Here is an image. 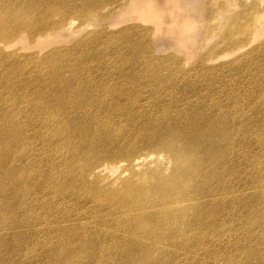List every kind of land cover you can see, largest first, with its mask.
I'll use <instances>...</instances> for the list:
<instances>
[{
	"label": "bare ground",
	"instance_id": "bare-ground-1",
	"mask_svg": "<svg viewBox=\"0 0 264 264\" xmlns=\"http://www.w3.org/2000/svg\"><path fill=\"white\" fill-rule=\"evenodd\" d=\"M94 1L95 7L105 2ZM126 1L129 13H140L153 2ZM72 10L87 14V6L73 0H0V66L7 71L0 78V264H142L139 258L146 251L156 258L146 264H264V45L224 72L244 75L197 74L192 81L175 75L181 72L176 56H140L149 55L141 44L151 33L138 26L105 36L122 41L112 51L90 47L94 57L84 62L64 55L100 34L34 58L30 71L6 53L16 39L54 37ZM217 13L216 28L223 33L228 15ZM250 21L256 25L254 37H261L264 13L252 14ZM200 64L197 72L212 70ZM162 69L170 75L156 82L169 87L170 94L135 86L158 77ZM10 97L16 102L5 106ZM193 98L203 103H190ZM42 127L59 143L56 151L70 154L62 163L51 162L52 185L41 170L29 175L35 165L31 138ZM180 140L189 156L184 173L172 181L173 200L143 199L144 192H159L161 186L123 183L111 193L99 188L97 180L120 160L131 171L141 159L136 155L140 149L158 151L167 145L177 156L181 149L173 144ZM51 197L95 203L94 213L108 216L109 224L102 231V226L80 224L70 210L55 212ZM45 221L52 226L45 227ZM37 233L40 251L26 255V246L18 242ZM19 251L24 255L18 258ZM192 253L197 255L190 259Z\"/></svg>",
	"mask_w": 264,
	"mask_h": 264
},
{
	"label": "rangeland",
	"instance_id": "rangeland-1",
	"mask_svg": "<svg viewBox=\"0 0 264 264\" xmlns=\"http://www.w3.org/2000/svg\"><path fill=\"white\" fill-rule=\"evenodd\" d=\"M69 1L72 0H67V3ZM94 2V0H73L77 6H87L85 17L77 10L69 11L66 26L55 31L54 37L49 38L50 36L44 35L36 40L28 37L25 40L16 39L10 42L9 46L7 45L6 53L16 56L21 68L30 71L36 66L34 58H41L54 48L70 49L81 38V41L85 42L90 37L100 34L96 41L81 46L77 51H72L70 55H64L67 60L84 62L94 57L90 52V47L107 46V49L112 51L117 48V42L122 41V39L114 40L116 38L108 41L105 36L118 33L129 26H138L147 28L151 33L148 41L141 44V47H145L149 55L142 53L140 56H143L142 58H161L170 54L176 56V59L180 61L181 72L175 75H184L189 81H192L197 74L200 76L211 75L210 78H218L220 75H244L238 72L230 74L224 72L228 71L226 68L228 65L233 69L234 60L245 56L250 49L264 45V33L261 37L255 38L252 30L256 25L251 26L252 22L250 21L252 14L264 13V0H153V2L142 6L140 13H129L130 9H127L129 3L126 0H105L103 5L98 7L93 5ZM149 8L152 10L149 11ZM217 10H222L228 15L229 26L223 33L216 28ZM54 18L58 19V16L55 15ZM243 43L245 44L243 45ZM138 48L140 49V46ZM198 62L201 63L202 68H211L212 70L197 72L195 68ZM222 66H224L223 74H221ZM6 73L7 71L0 66V78L5 77ZM157 73L159 76L154 79H151L153 76H148L143 86L135 84L132 86L163 92L164 95L170 94L169 87H162L156 82L157 78L168 76L170 72L162 69ZM16 93L21 95V98L26 95V92ZM15 102L10 97L6 100L5 106H11ZM198 102L202 101L195 98L190 101L192 104ZM27 103L36 104L37 102L29 100ZM49 132L48 127H42L41 132L36 131V136L31 138L32 155L30 157L35 161V165L31 166L32 170L29 175L34 177L41 170L46 173L52 185L55 174L51 162L62 163L70 157V154L68 151L63 152L60 149L56 151L55 146L59 143L52 141L48 136ZM183 142L180 140L173 144L176 148L181 149L177 156L173 155L170 146L167 145L158 151L140 149L136 155H141V159L131 165V171L126 165L127 162L120 160V165L117 168L109 171L107 176H100L101 179L97 180L99 188L111 193L123 188V183L127 186L143 185L146 189L161 186L159 192H152V194H149L148 191L144 192L143 199L166 198L170 201L173 200L176 194L172 189L174 187L172 181L176 178V174L184 173L183 165L189 156L186 146H182ZM134 147L138 150L140 146L135 144ZM71 168L77 169L78 164H73ZM92 178L93 175L89 176L88 180H92ZM49 201L55 203V212L59 207L63 210H70L75 214L74 218L80 224L89 225L91 229L102 226L99 230L102 231L109 224L108 216H98L94 213L93 204L95 203L82 204L78 199L67 198L64 200L59 197H51ZM50 224L45 221V227L52 226ZM39 234L29 238L27 242H18L20 248L23 245L26 246L24 250H27L24 252L26 255L40 251L36 249V243L42 240L40 236L38 237ZM28 243L34 244L35 247L28 250ZM21 252L19 251L16 255L18 258L19 255H24ZM196 255V253L190 254V259ZM153 260H156L155 255L149 251L139 258L142 264Z\"/></svg>",
	"mask_w": 264,
	"mask_h": 264
}]
</instances>
